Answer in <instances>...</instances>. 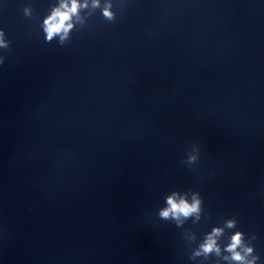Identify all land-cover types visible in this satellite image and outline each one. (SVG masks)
Listing matches in <instances>:
<instances>
[{"label":"clouds","instance_id":"1","mask_svg":"<svg viewBox=\"0 0 264 264\" xmlns=\"http://www.w3.org/2000/svg\"><path fill=\"white\" fill-rule=\"evenodd\" d=\"M99 9L103 18L108 22H114L117 13L113 11V0H58L51 6L48 14L42 22V29L45 33L46 42L54 39L63 46L70 41L72 31L77 25L83 27L86 16H91ZM32 8H23L25 16L31 17ZM84 13V14H82ZM10 41L6 39V33L0 29V49H10ZM5 57L0 56V65L4 63ZM199 146L193 143L187 152L186 159L183 161L192 167L199 161ZM203 213V198L198 191L191 189L181 192L173 190L165 197V206L158 210V216L165 221H172L177 227H182L185 222L192 219L193 224L201 220ZM237 219L230 218L223 222L222 226L212 227L210 232L205 233L198 246L191 248L196 241V235L190 230H186L183 238L191 248L189 259L196 261L202 258L200 264L209 260L210 256L218 258L216 264L222 260L225 264H257L260 257L255 254L252 241L256 240V235L250 234L247 239L242 231H235L231 234L229 242L221 245L220 240L225 234L226 229L237 227Z\"/></svg>","mask_w":264,"mask_h":264}]
</instances>
